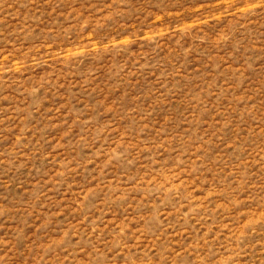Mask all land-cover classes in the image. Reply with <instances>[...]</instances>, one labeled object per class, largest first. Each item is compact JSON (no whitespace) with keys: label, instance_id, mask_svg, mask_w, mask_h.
<instances>
[{"label":"rangeland","instance_id":"obj_1","mask_svg":"<svg viewBox=\"0 0 264 264\" xmlns=\"http://www.w3.org/2000/svg\"><path fill=\"white\" fill-rule=\"evenodd\" d=\"M0 264H264V0H0Z\"/></svg>","mask_w":264,"mask_h":264}]
</instances>
